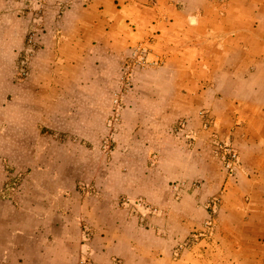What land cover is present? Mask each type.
<instances>
[{
    "label": "crops",
    "instance_id": "1",
    "mask_svg": "<svg viewBox=\"0 0 264 264\" xmlns=\"http://www.w3.org/2000/svg\"><path fill=\"white\" fill-rule=\"evenodd\" d=\"M77 2L57 23L59 49L80 54L78 46L97 44L113 55L117 47L120 60L129 47L154 34V54L163 65L137 74L123 124L131 118L138 126V150L152 160V171L172 173L180 166L181 178L190 173L204 178L196 198L180 203L202 207L195 217L170 213L151 230L120 216L93 219L88 208L80 219L69 210L58 214L51 227L44 208L34 211L35 203L0 199V264H264V0ZM180 120L188 124L174 137L183 141L181 165L169 160L176 154L164 146L162 132L166 127L172 133ZM219 142L240 153L234 178L206 173L221 165ZM5 180L0 171V190ZM167 188L164 197L144 195L172 205ZM217 194L222 201L214 228L201 234L208 217L205 202ZM83 224L92 229L88 243ZM198 233L202 239L178 254Z\"/></svg>",
    "mask_w": 264,
    "mask_h": 264
},
{
    "label": "rangeland",
    "instance_id": "2",
    "mask_svg": "<svg viewBox=\"0 0 264 264\" xmlns=\"http://www.w3.org/2000/svg\"><path fill=\"white\" fill-rule=\"evenodd\" d=\"M76 1L83 6L85 0H0V171L6 175L0 199L35 203L34 211L44 208L51 227L58 214L69 210L80 219L87 208L93 219L120 216L144 230L154 229L170 213L179 218L189 212L195 217L201 204L180 203L203 190L204 178L195 173L181 178L180 166L172 173L152 171V160L139 151L138 126L130 124L131 118L123 124L136 76L142 70L127 92L121 78L137 45L129 47L120 60L117 47L109 55L105 46L97 44L78 46L80 54L56 46L59 18ZM57 9L59 13L54 14ZM60 55L61 61L55 58ZM25 67L26 75H22ZM181 123L188 125L180 120L172 133L166 127L162 131L164 146L176 154L169 160L179 164L183 141L174 137L185 131L186 127L178 131ZM219 166L204 171L211 178L229 179L222 162ZM167 186L175 202L172 205L144 195L151 192L154 199L164 197ZM42 200L51 204L37 206ZM221 201L217 194L205 202L208 217L201 234L209 235L206 223L218 212ZM83 232L88 243L92 229L85 225ZM194 235L178 247V254L202 239L199 233Z\"/></svg>",
    "mask_w": 264,
    "mask_h": 264
},
{
    "label": "built area",
    "instance_id": "3",
    "mask_svg": "<svg viewBox=\"0 0 264 264\" xmlns=\"http://www.w3.org/2000/svg\"><path fill=\"white\" fill-rule=\"evenodd\" d=\"M154 38H149L146 41L141 42L131 51V54L126 62L124 68V75L121 78V84L129 91L134 84V78L139 70L150 69L154 67H160L163 65V61L155 56L153 48ZM25 64V61L23 62ZM27 67L21 69V74L26 75ZM115 104L117 107L121 106V103L116 99ZM186 127V123H181L178 131H182ZM216 151L221 154L222 165L230 178H234L237 174V170L240 164L239 152L232 146L225 143H216ZM214 212L218 207V202L214 204ZM215 224L214 215L210 218V221L206 223V232L211 234Z\"/></svg>",
    "mask_w": 264,
    "mask_h": 264
}]
</instances>
